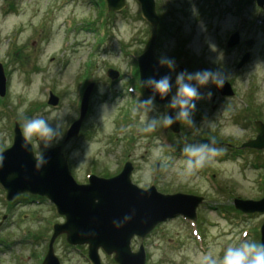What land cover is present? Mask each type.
<instances>
[{"label":"rangeland","instance_id":"rangeland-1","mask_svg":"<svg viewBox=\"0 0 264 264\" xmlns=\"http://www.w3.org/2000/svg\"><path fill=\"white\" fill-rule=\"evenodd\" d=\"M154 5L159 18L156 60L171 58L176 67L189 72L218 71L234 92L233 98H222L214 85L201 88L192 118L196 127L208 125L199 130L180 125L177 135L182 143L218 141L225 149L221 155L182 175V157L167 141H177L169 130L139 131L140 113L132 109L144 97L135 77V59L147 47L150 26L134 0H126L118 13L108 12L103 0H0V64L5 79L0 153L11 145L13 124L20 126L22 116L55 117L66 109L53 118L64 127L49 148L61 146L76 183L83 185L89 175L112 177L130 162V180L137 187L154 186L161 194L203 199L195 223L167 221L142 242L145 264H195L197 252L222 249L241 239L259 242L264 215H238L232 210L234 199L256 201L264 193V149H239L254 139V122L264 124V11L243 0H154ZM236 31L239 43L227 49L224 45ZM246 41H251L249 47ZM245 53L247 61L237 68ZM108 69L116 71L118 79L110 80ZM88 85L92 89L79 135L62 143ZM209 91L211 97L204 98ZM49 92L58 99L55 107L47 106ZM165 105L155 106L148 118L164 112ZM32 152L39 155L35 143ZM3 199L0 190V264H40L51 227L63 217L43 199L28 203ZM139 244V239L131 240V251ZM53 250L60 264H90L86 248L68 247L64 236L55 239ZM98 257L100 264H115L112 255L98 251Z\"/></svg>","mask_w":264,"mask_h":264},{"label":"water","instance_id":"water-1","mask_svg":"<svg viewBox=\"0 0 264 264\" xmlns=\"http://www.w3.org/2000/svg\"><path fill=\"white\" fill-rule=\"evenodd\" d=\"M125 1L105 0L107 11L120 12L125 7ZM134 1L139 4L138 9L151 29L148 47L136 60L140 82L148 76L159 78L167 74V69L158 66L154 56L159 23L154 0ZM248 1H254L257 7L264 11V0ZM238 41V34H231L225 46L228 49L234 48L239 43ZM250 43L251 41H246L244 45L249 47ZM247 59L248 54H243L236 67L240 68ZM180 71H183V68H175L171 74L173 79L175 73ZM106 76L110 80L118 79V73L114 70L108 69ZM4 86L5 79L0 65V97L4 96ZM91 89L92 85H88L81 93L78 118L70 124L63 143L78 136L81 123L87 113ZM143 89L147 96L151 94L150 89ZM216 89L221 97L233 96L231 87L226 82L223 87ZM154 102L157 105H163L168 102V97L161 100L157 96ZM57 103V97L49 93L47 106L54 107ZM254 127L255 139L243 144L242 148L264 149V124L256 121ZM12 128L11 146L1 152L4 156V164L0 169V190L5 192L4 200L13 202L22 194L43 198L54 206L58 216L63 217L62 223L52 226V233L48 238L46 253L41 264H60L54 254L53 243L57 237L62 235L69 247H86V257L90 264H100L98 251H102L106 256L112 255L115 264H145L142 244L138 246L136 252L130 249L129 244L133 238L137 237L142 241L156 225L176 217H182L186 221H195V210L203 201L201 197L180 193L163 195L158 193L153 186L140 189L130 180L133 168L129 162H126L114 177L100 178L91 175L87 178L86 184L80 185L71 177L66 160L60 153V147L57 146L44 152L47 163L36 170L35 159L37 157L33 155V152L25 154L20 151L19 126L14 123ZM168 130L177 134L179 123H173ZM208 141L210 139H202L199 142L207 143ZM215 143L221 146L220 143ZM233 206L242 214L264 215V196L257 201L235 199ZM129 209H135L134 219L119 231H114L111 227V220L122 216ZM259 228L260 242H264V221ZM89 233H94V235H89Z\"/></svg>","mask_w":264,"mask_h":264},{"label":"clouds","instance_id":"clouds-1","mask_svg":"<svg viewBox=\"0 0 264 264\" xmlns=\"http://www.w3.org/2000/svg\"><path fill=\"white\" fill-rule=\"evenodd\" d=\"M157 64L166 68L167 74L159 78L148 76L140 81V86L150 89L151 94L144 99H138L132 109L134 114L140 113L143 126L139 131L152 132L158 127L168 129L173 123H179L182 126H188L196 130L207 126L208 123H202L200 127H196L192 118L196 102L201 99L199 90L209 84L221 88L225 82V77L218 71L204 69L195 72L187 70L176 72L173 79L171 74L176 67L173 59L161 56L157 59ZM170 93L171 95H169ZM157 96L161 100L168 97L165 111L149 119L148 113L155 110L154 99ZM210 97L211 91L204 98ZM63 111H66V109H61L55 117L62 115ZM55 117L47 115L21 117L19 126L21 143L19 149L25 154H31L32 144L37 145L39 155L35 159L36 170L47 163L44 152L62 135L64 126L59 119L53 123ZM224 151L225 149L217 145L214 140L207 143L183 142L179 148L183 165L181 174H190L195 169L203 167L213 157L221 155ZM3 164L4 156L0 153V169L3 168ZM135 215V209H129L122 216L113 218L110 222L112 229L119 231L131 222ZM89 235H94V233H89ZM195 264H264V242L241 239L234 244L225 245L222 249L209 248L207 251L196 253Z\"/></svg>","mask_w":264,"mask_h":264},{"label":"trees","instance_id":"trees-1","mask_svg":"<svg viewBox=\"0 0 264 264\" xmlns=\"http://www.w3.org/2000/svg\"><path fill=\"white\" fill-rule=\"evenodd\" d=\"M138 88H139V91L142 90V88H141L140 85H138ZM169 135L172 136V139L174 138L173 135H171V134H169ZM168 137H169V136H168ZM167 139H168L167 141L172 142L173 146H174L176 149L179 150V148H180V144H181V141H180V140H179V141H176V140H175L176 142H173V141L171 140V138H167ZM18 199H19V200H22V201H24V202H26V203H28V202H30V201H41V200H42L41 198L31 197V196H28V195H23L22 197L20 196Z\"/></svg>","mask_w":264,"mask_h":264}]
</instances>
